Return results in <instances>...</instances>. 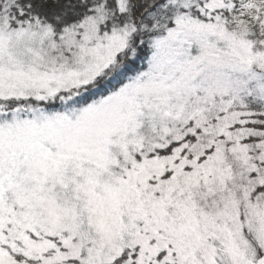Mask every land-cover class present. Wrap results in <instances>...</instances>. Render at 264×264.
<instances>
[{"label":"snow or ice","instance_id":"1","mask_svg":"<svg viewBox=\"0 0 264 264\" xmlns=\"http://www.w3.org/2000/svg\"><path fill=\"white\" fill-rule=\"evenodd\" d=\"M0 264H264V0H0Z\"/></svg>","mask_w":264,"mask_h":264}]
</instances>
